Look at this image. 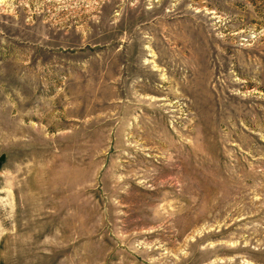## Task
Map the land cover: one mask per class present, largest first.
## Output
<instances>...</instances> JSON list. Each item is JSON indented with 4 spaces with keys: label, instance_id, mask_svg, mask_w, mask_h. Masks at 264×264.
<instances>
[{
    "label": "rangeland",
    "instance_id": "1",
    "mask_svg": "<svg viewBox=\"0 0 264 264\" xmlns=\"http://www.w3.org/2000/svg\"><path fill=\"white\" fill-rule=\"evenodd\" d=\"M0 264H264V0H0Z\"/></svg>",
    "mask_w": 264,
    "mask_h": 264
}]
</instances>
